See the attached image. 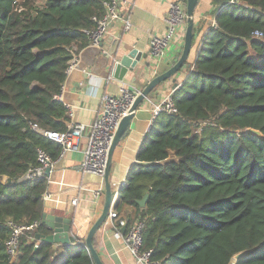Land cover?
<instances>
[{
    "label": "trees",
    "instance_id": "1",
    "mask_svg": "<svg viewBox=\"0 0 264 264\" xmlns=\"http://www.w3.org/2000/svg\"><path fill=\"white\" fill-rule=\"evenodd\" d=\"M104 1L0 0V264H93L81 248L56 257L54 245L35 248L43 226L20 238L14 257L5 243L10 224L41 221L48 180L20 179L38 166V151L55 160L61 148L29 123L66 130L67 109L55 97ZM211 5L193 28V45L202 41L189 80L171 96L177 114L155 119L119 192L136 213L126 225H144L142 251L153 264H264V43L252 37L264 34V0Z\"/></svg>",
    "mask_w": 264,
    "mask_h": 264
},
{
    "label": "crops",
    "instance_id": "2",
    "mask_svg": "<svg viewBox=\"0 0 264 264\" xmlns=\"http://www.w3.org/2000/svg\"><path fill=\"white\" fill-rule=\"evenodd\" d=\"M170 1L135 0L129 8H121L120 20L113 23L108 34L103 38L104 52L90 45L80 51L77 63L85 64L86 69L82 72L73 68L68 72L61 102L67 109V115L72 113L73 122L85 126L91 125L101 115L103 95L118 96L119 88L122 86L141 91L153 77L176 63L182 50V41L176 40L172 43L161 60L153 59L149 49L150 37L164 34V18ZM213 9L211 0H198L194 25L197 20L204 18V15L212 12ZM126 20L130 23L129 29H125ZM212 22V19L207 20V24L212 25ZM184 32L185 26L181 28L182 38ZM201 38L202 34L195 39V45L188 58L189 64H192L196 58ZM117 44L121 46L120 55L123 52L122 46L127 49H136L142 54L140 62L132 71H128L120 82L103 76L106 72L101 65L103 61L101 55L113 51ZM184 79L185 75H182L180 83ZM171 91L170 83L157 87L135 112L130 128L118 146L117 159L113 161L112 158L110 169L112 185L117 186L124 181V186L126 185L129 170L133 165L139 164L136 159L139 148L153 136L154 130L152 128L148 130L151 111L162 103ZM86 142L87 137L84 135L78 142V149L67 151L57 166L50 171L46 189L49 197L44 200V213L70 220L71 235L78 242L84 241L87 232L101 212L98 208L99 200L96 202L94 198L95 192L101 189L104 194V185L99 178L79 171V166L84 159ZM173 158L171 153L169 160ZM115 193L119 195L113 189V201L117 197V195L114 196ZM73 200H76L74 205ZM112 211L116 213L117 219L125 222H131L136 215L133 207L122 205L121 202ZM112 225L113 222L107 219L92 242L103 264H140L123 241L114 237ZM73 246L75 244L68 246L67 250L72 252ZM53 249L55 257L66 253V250L58 245H54Z\"/></svg>",
    "mask_w": 264,
    "mask_h": 264
},
{
    "label": "built area",
    "instance_id": "3",
    "mask_svg": "<svg viewBox=\"0 0 264 264\" xmlns=\"http://www.w3.org/2000/svg\"><path fill=\"white\" fill-rule=\"evenodd\" d=\"M135 0H105L103 5L105 13L100 17L93 18L94 28L84 31L85 36L89 40V45L93 48H99L103 38L108 34L110 27L116 21L120 20L121 8H129ZM234 1H231V3ZM186 0H171L168 3V10L164 18L165 31L163 35H153L149 40L150 55L155 60H161L169 46L176 40L182 41L183 38L180 35L181 28L186 23ZM125 29L130 28V23L126 20ZM214 21L211 26H214ZM254 39L260 40L264 43V34L256 31L253 33ZM78 62L77 58H74L70 62L69 71L74 68ZM140 91L129 89L127 87L119 88V95L112 96L105 94L101 99V115L89 126H85L79 123H75L72 120V113L68 114V125L63 132L46 131L38 127L36 124L29 123V128L34 133L51 141L60 146L61 151L55 160H52L46 153L38 151L37 162L38 166L28 170L20 179L21 182L30 183L37 179L45 177V170L50 171L57 166V164L64 157L65 153L69 150H77L79 140L86 135V149L84 151V159L79 166V171L83 174L92 175L100 179L103 182L105 175V168L107 162V156L109 147L113 140L118 123L122 117L127 115L133 101L138 96ZM56 100L63 101V89L61 94L55 97ZM66 108V107H65ZM162 113L169 115L177 114V110L174 107L171 96L168 95L164 101L151 111L149 119L148 130L154 125L155 119ZM147 130V131H148ZM119 186V185H117ZM114 185V191L117 192L118 187ZM101 190V189H100ZM98 190L94 194V198L100 199L103 194V190ZM117 195L116 193L114 196ZM49 195L45 192L43 199L47 200ZM76 200L72 201L74 205ZM114 231V237L123 241L136 261L140 264H153L149 262L151 251H142L143 245V229L142 222H134L130 226L126 225L124 220L117 219L115 212L110 211L108 218ZM117 220V224L115 221ZM12 233L5 243L6 252L14 257L20 242V238L26 234L33 233L37 228V223L30 226H18L10 224ZM125 228V232L122 233V229ZM33 241L34 238L32 239ZM38 247V243H35V248ZM86 250V249H85Z\"/></svg>",
    "mask_w": 264,
    "mask_h": 264
},
{
    "label": "water",
    "instance_id": "4",
    "mask_svg": "<svg viewBox=\"0 0 264 264\" xmlns=\"http://www.w3.org/2000/svg\"><path fill=\"white\" fill-rule=\"evenodd\" d=\"M198 5V0H186V23H185V32L183 36V45L180 56L176 63L172 65L168 70L164 71L153 77L146 86L140 91L138 96L133 101L127 115L121 118L118 123L117 129L115 131L113 140L109 147L105 175L103 178L104 185V194H103V206L100 214L97 219L90 227L89 231L83 242H78L73 235H71V221L68 219H64L62 217H56L53 215H49L46 213L42 214L41 221L37 226H43L44 229L48 232V234H36L34 240L38 244H50V245H58L62 248L66 249L70 245H77L78 248L86 249L90 255L93 264H103L99 254L95 250L92 244L93 237L95 234L101 229V227L106 223L109 212L112 211L117 204L120 202L119 195H117L116 199L113 201V189L114 185L111 184L110 181V169L112 158L115 149L120 144V141L129 130L131 122L135 116V112L139 108V106L148 98V96L155 90L157 87L170 83L172 91L169 93L172 96L175 91L180 88L183 82L187 81L189 78L186 75V69L189 67L188 58L190 52L193 47V28H194V14ZM102 42L98 49H101L104 52V48L102 46ZM120 47L118 44L114 47L113 51H109L108 53H104L101 55L102 68L105 69L103 76L110 78L114 81L120 82L122 81L124 75L128 71H132L136 64L140 62L142 58V54L139 53L136 49H127L122 46L123 52L120 55ZM98 65V64H97ZM99 67V66H98ZM97 67V68H98ZM74 69H78L82 72L85 71V64L77 63L74 66ZM182 75H185V79L180 83V78ZM249 134H253L259 137H262V134L258 131L247 129L246 131ZM50 175V169L45 170V177L48 178ZM125 184L121 183L118 186L117 193L123 188ZM149 194L147 193L141 200L137 201L136 204L143 209L146 205V201L148 199ZM122 233L125 232V228L122 229ZM78 242V243H77ZM246 252L239 253L233 257L234 261H239L244 258Z\"/></svg>",
    "mask_w": 264,
    "mask_h": 264
},
{
    "label": "rangeland",
    "instance_id": "5",
    "mask_svg": "<svg viewBox=\"0 0 264 264\" xmlns=\"http://www.w3.org/2000/svg\"><path fill=\"white\" fill-rule=\"evenodd\" d=\"M43 0H40V2H42ZM189 80V79H188ZM187 80V81H188ZM190 82V81H189ZM153 138H149V140H152ZM72 249H74L73 251H77L78 247L77 245L73 246ZM64 255V254H63ZM235 262V261H234Z\"/></svg>",
    "mask_w": 264,
    "mask_h": 264
}]
</instances>
